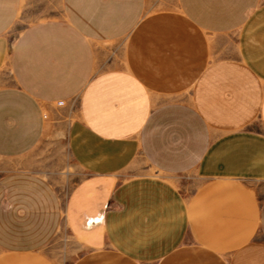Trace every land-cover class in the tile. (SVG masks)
<instances>
[{
	"label": "crops",
	"instance_id": "0c3cea01",
	"mask_svg": "<svg viewBox=\"0 0 264 264\" xmlns=\"http://www.w3.org/2000/svg\"><path fill=\"white\" fill-rule=\"evenodd\" d=\"M0 159V264H264V0H0Z\"/></svg>",
	"mask_w": 264,
	"mask_h": 264
},
{
	"label": "rangeland",
	"instance_id": "374dc122",
	"mask_svg": "<svg viewBox=\"0 0 264 264\" xmlns=\"http://www.w3.org/2000/svg\"><path fill=\"white\" fill-rule=\"evenodd\" d=\"M127 37H124L123 39L119 40V47L118 48H111V51H113V53L115 52H119L120 50L124 49V43L126 41ZM117 50V51H114ZM54 151L58 152L59 157L56 159H49V158H44V159H37V163L39 161V165L40 166H45L46 170H55L57 171L61 176V179L63 182H66L67 180H69L70 178V172H74V166L70 163L69 161V157L67 154V149L64 143L61 144V146L59 147V145L57 144H50L45 147V154L54 157L52 154L54 153ZM51 157V158H52ZM6 162L4 160L0 159V166L1 165H5ZM73 179V177H72Z\"/></svg>",
	"mask_w": 264,
	"mask_h": 264
}]
</instances>
